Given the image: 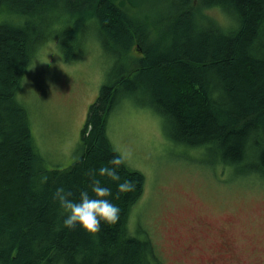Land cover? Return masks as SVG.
Wrapping results in <instances>:
<instances>
[{"label":"trees","instance_id":"obj_1","mask_svg":"<svg viewBox=\"0 0 264 264\" xmlns=\"http://www.w3.org/2000/svg\"><path fill=\"white\" fill-rule=\"evenodd\" d=\"M146 1L0 0V264H161L148 235L128 232L143 174L122 163L120 180L133 187L120 192V181L96 171L118 154L106 124L125 98L154 109L175 141L208 150L214 156L208 165L264 179V0H159L162 6L152 9L143 7ZM33 20L40 26L66 20L57 35L65 60L82 55L73 46L84 43L87 31L112 60L87 109L79 154L66 167L46 165L29 111L16 98L33 49L46 36L34 35ZM94 177L112 189L118 221H101L94 234L79 224L64 227L55 189L71 190L73 200L82 190L93 196Z\"/></svg>","mask_w":264,"mask_h":264},{"label":"rangeland","instance_id":"obj_2","mask_svg":"<svg viewBox=\"0 0 264 264\" xmlns=\"http://www.w3.org/2000/svg\"><path fill=\"white\" fill-rule=\"evenodd\" d=\"M120 1L134 6L138 0ZM158 5L159 0H148L143 7ZM53 23L40 26L33 20L34 35L46 36L33 49L16 98L29 111L34 145L46 165L66 167L79 154L87 109L106 83L112 60L91 31L82 45L73 46L82 55L65 60L58 39L67 23ZM53 27L55 34L49 32ZM107 118L111 144L144 176L128 232L137 235L143 226L161 264H196L197 250L186 253L183 247L193 243L186 226L200 222L227 225L243 250L251 249L257 264H264V179L233 166L208 165L214 158L208 150L172 139L161 116L132 98L120 100ZM207 232L215 234L214 228Z\"/></svg>","mask_w":264,"mask_h":264},{"label":"clouds","instance_id":"obj_3","mask_svg":"<svg viewBox=\"0 0 264 264\" xmlns=\"http://www.w3.org/2000/svg\"><path fill=\"white\" fill-rule=\"evenodd\" d=\"M118 154L113 156L109 164H102L96 171L100 176H106L112 180L120 181L117 184V190L120 192L130 191L133 187L128 179L120 180L117 168L126 163V155L117 150ZM93 196L89 195L88 190H82L79 193V200H73L71 190H66L63 186H58L54 192V199L64 210L62 224L71 229L79 224L80 227L89 233H98L101 230V221L109 225L115 224L119 219L120 208L108 197L112 194V189L102 184L99 179L93 178L90 184Z\"/></svg>","mask_w":264,"mask_h":264},{"label":"flooded vegetation","instance_id":"obj_4","mask_svg":"<svg viewBox=\"0 0 264 264\" xmlns=\"http://www.w3.org/2000/svg\"><path fill=\"white\" fill-rule=\"evenodd\" d=\"M219 223L211 225L200 222L186 226L193 243L188 242L183 251L191 253L196 249V264H257L251 249L243 250L245 247L235 236L236 232H226L228 226ZM210 228H214L215 234L207 232ZM139 236L143 240V226Z\"/></svg>","mask_w":264,"mask_h":264},{"label":"bare ground","instance_id":"obj_5","mask_svg":"<svg viewBox=\"0 0 264 264\" xmlns=\"http://www.w3.org/2000/svg\"><path fill=\"white\" fill-rule=\"evenodd\" d=\"M84 30V29H83ZM80 31V30H79Z\"/></svg>","mask_w":264,"mask_h":264}]
</instances>
